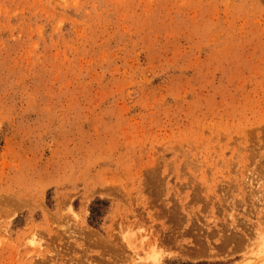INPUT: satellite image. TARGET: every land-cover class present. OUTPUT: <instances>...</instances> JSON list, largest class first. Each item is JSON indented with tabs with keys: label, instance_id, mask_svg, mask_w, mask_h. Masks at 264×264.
Wrapping results in <instances>:
<instances>
[{
	"label": "rangeland",
	"instance_id": "rangeland-1",
	"mask_svg": "<svg viewBox=\"0 0 264 264\" xmlns=\"http://www.w3.org/2000/svg\"><path fill=\"white\" fill-rule=\"evenodd\" d=\"M263 250L264 0H0V264Z\"/></svg>",
	"mask_w": 264,
	"mask_h": 264
},
{
	"label": "bare ground",
	"instance_id": "bare-ground-1",
	"mask_svg": "<svg viewBox=\"0 0 264 264\" xmlns=\"http://www.w3.org/2000/svg\"><path fill=\"white\" fill-rule=\"evenodd\" d=\"M247 235V234H246ZM239 245V244H238ZM247 246V245H246ZM263 246V245H262ZM262 249V248H261ZM262 251V250H261ZM263 252H264V250H263ZM262 255H264V254H262ZM263 257V256H262ZM251 260H253V259H251ZM257 261V260H256ZM248 262V261H247ZM254 262V261H253ZM259 262H261V261H259ZM261 263H263V262H261ZM260 263V264H261ZM255 264H257V263H255ZM264 264V263H263Z\"/></svg>",
	"mask_w": 264,
	"mask_h": 264
}]
</instances>
